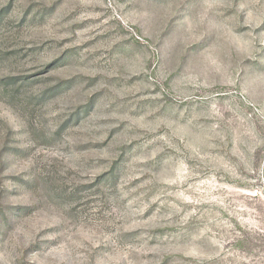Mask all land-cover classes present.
<instances>
[{
  "label": "rangeland",
  "instance_id": "obj_1",
  "mask_svg": "<svg viewBox=\"0 0 264 264\" xmlns=\"http://www.w3.org/2000/svg\"><path fill=\"white\" fill-rule=\"evenodd\" d=\"M0 264H264V0H0Z\"/></svg>",
  "mask_w": 264,
  "mask_h": 264
}]
</instances>
